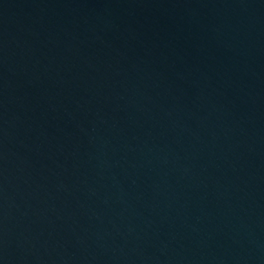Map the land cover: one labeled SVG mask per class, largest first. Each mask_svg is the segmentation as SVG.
<instances>
[{"label": "water", "instance_id": "obj_1", "mask_svg": "<svg viewBox=\"0 0 264 264\" xmlns=\"http://www.w3.org/2000/svg\"><path fill=\"white\" fill-rule=\"evenodd\" d=\"M0 264H264V0H0Z\"/></svg>", "mask_w": 264, "mask_h": 264}]
</instances>
